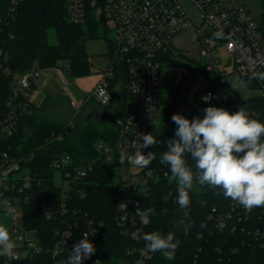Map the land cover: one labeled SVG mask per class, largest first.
Masks as SVG:
<instances>
[{
	"label": "trees",
	"instance_id": "obj_1",
	"mask_svg": "<svg viewBox=\"0 0 264 264\" xmlns=\"http://www.w3.org/2000/svg\"><path fill=\"white\" fill-rule=\"evenodd\" d=\"M259 27L264 33V9ZM50 29L55 30V42L50 40ZM100 37L108 38V26L103 18L94 16L90 7L87 18L74 23L70 20L66 0H18L16 3L0 0V120L10 109L8 103L13 99L17 79L27 71L57 68L60 61H65L72 77L92 74L87 41ZM110 87L113 101L106 106H110V111L103 114L100 108L105 106L91 95L81 103L80 109H73L69 95L59 91L46 94L40 104L32 100L20 115L13 134L1 142V149L18 157L20 167L28 175L30 187H24L25 180L19 181L23 187L18 191L23 224L44 249L19 259L0 256V264H59L67 259L72 245L83 238L90 220L102 225L97 233L87 237L96 252L83 264H94L96 259L104 264H139L138 251L146 247L145 242L126 234L118 225L117 170L114 162L103 158L99 148L100 143L114 145L117 119L127 99L122 82L117 85L114 80ZM24 97L20 93L15 102ZM179 100L177 93L170 101L164 99L163 120L156 134L158 142L151 147L156 154L151 166L157 169L159 177L151 191L138 197L141 210L148 207L156 210L149 225L141 223L142 232H175L181 243L174 260L152 252L141 264H258L260 252L245 234L219 230L209 222L214 208L222 210L228 206V199L219 189L194 184L189 209L192 226L187 234L174 226L181 216L176 202V184L169 183L170 170L160 163V156L167 150V141L174 138L177 125L171 117L178 112L171 105L178 104ZM202 105L197 103L200 118H203ZM66 154L71 157V169L90 162L93 167L84 177L71 179L62 190V186L54 182L53 163ZM189 163H192L190 157ZM169 192L172 195L165 202L163 198ZM66 229L71 230V234L61 244L63 250L54 254L59 231Z\"/></svg>",
	"mask_w": 264,
	"mask_h": 264
},
{
	"label": "built area",
	"instance_id": "obj_2",
	"mask_svg": "<svg viewBox=\"0 0 264 264\" xmlns=\"http://www.w3.org/2000/svg\"><path fill=\"white\" fill-rule=\"evenodd\" d=\"M18 0H12L16 3ZM70 20L81 23L87 18L88 8L97 18H103L108 26L111 38V52L108 66L98 72L99 79L90 90V95L101 105L108 106L113 101L111 83L115 80L123 83L126 90V102L121 116L117 119V139L114 145L100 143L103 158L114 162L117 170L116 190L118 194V225L131 237H136V229L141 220L136 214L141 193L151 191L157 182V169L149 166L138 169L129 165L116 163L122 152L131 154L135 151L133 141H139V133H153L156 137L159 129V115L162 114L160 95L161 66L163 63L173 65L175 56L181 52L186 36H191L196 43L189 49L197 51L206 59L204 69L216 73L215 82L208 78L205 94L196 98L192 106L179 100L171 106L188 119L197 117V103L203 109L208 106L223 107L229 112H236L243 107L251 116L264 122V81L250 79L253 72H264V33L259 27V20L236 0H66ZM222 31V38L217 39L215 33ZM197 47L196 49L194 47ZM224 47L230 57L227 65L221 66L217 49ZM190 59H193L191 57ZM199 61V60H196ZM231 65L232 73L249 85L259 88L262 94L247 100L239 99L232 94L225 83L229 75L227 67ZM41 68H34L19 76L13 92V99L8 103L9 111L0 120V201L8 200L16 209L20 203L18 191H22L21 179L27 180L28 175L20 167L21 160L8 151L1 149V142L15 131L20 115L27 110L33 100L31 93L41 75ZM196 71L190 75L195 78ZM64 88L68 89L67 85ZM20 93L24 99L15 102ZM169 92L167 91L166 94ZM211 94L209 101L203 97ZM240 96V95H238ZM75 102L73 101V104ZM144 154L151 147L142 149ZM92 163L71 165L69 154L62 155L53 163L54 170L62 174V190L66 189L71 179L84 177L91 169ZM25 195V199H26ZM126 205V207H125ZM227 207L222 210L214 208L209 222L219 230L240 232L249 238V243L260 252L258 264H264V207H256L251 211L235 201L228 199ZM63 206V205H62ZM1 208V207H0ZM64 210V208L62 207ZM49 216V215H48ZM18 213L12 216L13 239L16 247L9 258L19 259L32 253L41 252L44 247L32 233L27 236L19 232ZM99 225L88 222L84 232L87 237L99 231ZM24 226V224H23ZM25 230V228H24ZM71 230L59 231V241L54 254L63 250ZM137 238V237H136ZM245 241V237H242ZM137 263L141 264L152 256L146 247L138 251ZM100 261L98 259L95 260ZM100 264H104L100 261Z\"/></svg>",
	"mask_w": 264,
	"mask_h": 264
},
{
	"label": "clouds",
	"instance_id": "obj_3",
	"mask_svg": "<svg viewBox=\"0 0 264 264\" xmlns=\"http://www.w3.org/2000/svg\"><path fill=\"white\" fill-rule=\"evenodd\" d=\"M214 35L219 39L223 33L217 31ZM250 79L264 81V72H253ZM210 98L211 94L203 97L206 102ZM203 112V118L197 116L191 120L182 114L171 117L177 128L174 138L167 141V150L160 156V163L170 170L169 183L176 184V202L181 216L174 226L182 228L185 234L192 226L189 209L194 184L221 190L224 198L235 201L247 211L264 207V122L251 116L243 107L232 113L223 107L208 106ZM139 136V141L132 142L135 151L131 154L122 152L119 164L127 162L138 169H145L156 159L153 151L147 154L142 151L155 146L158 142L156 137L153 133H139ZM24 187H30L27 180ZM171 195L169 192L164 201L167 202ZM0 207L6 216L15 215L16 209L8 200L0 201ZM136 214L142 225L147 226L156 210L154 207L141 210L138 205ZM135 236L145 242L149 251L159 252L167 260L175 259L181 243L175 232L143 233L137 228ZM15 247L16 242L9 228L0 223V256L12 253ZM95 252L96 247L85 233L72 245L67 259L59 261V264H83Z\"/></svg>",
	"mask_w": 264,
	"mask_h": 264
},
{
	"label": "rangeland",
	"instance_id": "obj_4",
	"mask_svg": "<svg viewBox=\"0 0 264 264\" xmlns=\"http://www.w3.org/2000/svg\"><path fill=\"white\" fill-rule=\"evenodd\" d=\"M236 2L242 4L246 9L250 11L253 17L259 20L261 12L264 9V0H236ZM50 40L52 42L56 41L55 30H49ZM113 37L112 32H108V38L100 37L95 39H90L87 41V50L90 55V60L92 61V71L93 73L88 75L89 79H94L101 69L108 66L109 55L111 52V38ZM185 43L181 46V52L178 53L175 58L177 60L176 65H167L163 63L161 66V78H160V99L162 104V114L159 115V127L162 124V116L164 111V99L168 98L170 101L172 95L177 93L178 98L182 104L192 106L196 98H201L205 94V88L208 85V78H212L216 83L218 76L216 73L208 72L204 69L206 65V59L203 55L197 51H192L189 49V45H194L196 41L189 35L185 38ZM197 48L196 46L194 47ZM217 56L221 60V66L227 65L229 60V53L224 47H219L217 49ZM193 57V59H190ZM199 60V61H196ZM196 71L197 74L192 80L190 75ZM229 75L225 76V83L230 89L232 94L239 99L247 100L255 96L262 94L259 88H255L249 85L248 81L236 78V76L231 72V65L227 67ZM86 77V76H85ZM67 85L68 89L64 88ZM52 88L50 91L54 93L56 91L63 92L72 100L73 109H80V105L83 101L89 97V86L85 84L80 78L72 77L67 68L65 61H60V67L52 69H43L41 71L40 78L36 87L33 89L36 92L35 103L40 104L46 94L47 90ZM169 92L166 94V92ZM240 95V96H238ZM92 99V98H91ZM73 101L75 102L73 104ZM95 103V102H94ZM110 111L109 107L100 108V113H107ZM98 112V111H97ZM99 113V112H98ZM63 181L62 174L59 170L54 171V182L56 185H61ZM18 213V228L19 232L23 231L27 236H31L32 232L24 230L23 226V209L20 206H16ZM0 223L5 224L13 235V225L12 217L5 215L3 208H0ZM12 253L8 254L10 256Z\"/></svg>",
	"mask_w": 264,
	"mask_h": 264
},
{
	"label": "crops",
	"instance_id": "obj_5",
	"mask_svg": "<svg viewBox=\"0 0 264 264\" xmlns=\"http://www.w3.org/2000/svg\"><path fill=\"white\" fill-rule=\"evenodd\" d=\"M80 79L82 80V81H84L85 82V84L86 85H88L89 86V94H90V90H91V88L93 87V85L96 83V81L99 79V75L97 74L95 77H94V79H89L87 76L85 77H80ZM61 89H65V88H62L61 87ZM52 90V88H50V89H48L47 90V92L48 93H51L50 91ZM47 93V94H48ZM35 97H36V92H35V90L34 91H32V93H31V98L35 101Z\"/></svg>",
	"mask_w": 264,
	"mask_h": 264
}]
</instances>
